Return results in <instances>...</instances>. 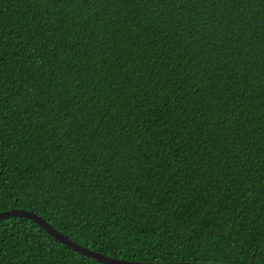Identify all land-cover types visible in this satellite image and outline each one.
Instances as JSON below:
<instances>
[{"label": "trees", "instance_id": "obj_1", "mask_svg": "<svg viewBox=\"0 0 264 264\" xmlns=\"http://www.w3.org/2000/svg\"><path fill=\"white\" fill-rule=\"evenodd\" d=\"M134 261L264 264V0H0V212ZM0 264H106L25 216Z\"/></svg>", "mask_w": 264, "mask_h": 264}, {"label": "water", "instance_id": "obj_2", "mask_svg": "<svg viewBox=\"0 0 264 264\" xmlns=\"http://www.w3.org/2000/svg\"><path fill=\"white\" fill-rule=\"evenodd\" d=\"M17 215L31 218L32 220L39 223L48 233H50L52 236H54L56 239L66 244L70 248L82 254L93 257L106 264H218V263H211V262H190V261L151 262V261H134V260L121 259V258L113 257L110 255L95 251L91 248H88L72 240L67 235L63 234L62 232L57 230L54 226H52L47 220H45V218H43L42 216H40L39 214L33 211H30L24 208H12L8 210H4L0 212V220H2L3 218L9 217V216H17Z\"/></svg>", "mask_w": 264, "mask_h": 264}]
</instances>
